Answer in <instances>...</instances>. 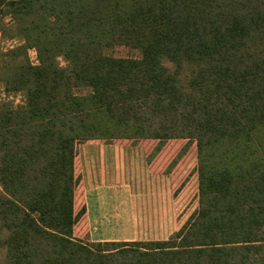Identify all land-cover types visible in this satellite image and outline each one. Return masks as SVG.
I'll return each instance as SVG.
<instances>
[{"label":"trees","instance_id":"16d2710c","mask_svg":"<svg viewBox=\"0 0 264 264\" xmlns=\"http://www.w3.org/2000/svg\"><path fill=\"white\" fill-rule=\"evenodd\" d=\"M0 34V264H264V0H0ZM116 140L196 143L168 240L74 238L78 146Z\"/></svg>","mask_w":264,"mask_h":264},{"label":"rangeland","instance_id":"374dc122","mask_svg":"<svg viewBox=\"0 0 264 264\" xmlns=\"http://www.w3.org/2000/svg\"><path fill=\"white\" fill-rule=\"evenodd\" d=\"M7 23L9 19L6 20ZM2 39L1 48L17 45ZM106 55L117 59H140L138 51L115 47ZM37 66V53L29 51ZM62 66L64 62L61 60ZM0 97L15 105L19 95ZM75 175L79 183L75 194L78 222L74 238L91 243L166 241L177 233L199 208L198 153L195 142L116 140L90 141L78 146ZM101 194L105 208L125 210L120 219H100L95 194ZM123 197L126 203L112 202ZM99 198V199H100ZM92 199V201H91ZM120 202V199H118ZM108 209V210H109Z\"/></svg>","mask_w":264,"mask_h":264},{"label":"crops","instance_id":"0c3cea01","mask_svg":"<svg viewBox=\"0 0 264 264\" xmlns=\"http://www.w3.org/2000/svg\"><path fill=\"white\" fill-rule=\"evenodd\" d=\"M95 197L97 198V204H102L100 206V209H101V213L102 215L98 216L100 219H120L122 218L121 213H123V211L125 210L124 208H122L124 205L120 206V207H111L110 209L109 208H105V205L104 204V200L101 199V194L98 193V194H95ZM100 198V199H99ZM114 200H112V202H117V203H123L125 204L126 203V200L123 201V197H117V198H113ZM118 199H120V202H118ZM92 201V199H91ZM109 209V210H108Z\"/></svg>","mask_w":264,"mask_h":264}]
</instances>
